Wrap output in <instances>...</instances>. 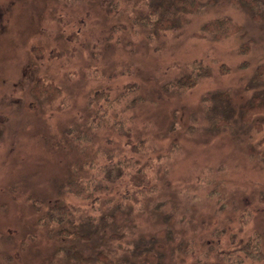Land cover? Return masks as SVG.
Segmentation results:
<instances>
[{
	"label": "rangeland",
	"instance_id": "rangeland-1",
	"mask_svg": "<svg viewBox=\"0 0 264 264\" xmlns=\"http://www.w3.org/2000/svg\"><path fill=\"white\" fill-rule=\"evenodd\" d=\"M150 2L0 0V264H77L72 246L131 263L264 264V114L240 116L264 87L246 88L264 61V0L260 20L200 0L178 29L136 22ZM225 14L242 30L215 39L204 26ZM195 60L197 82L174 88ZM124 159L131 175L116 171L99 197L70 191ZM140 175L151 184L135 201ZM58 203L75 211L50 222ZM75 225L82 236L63 233Z\"/></svg>",
	"mask_w": 264,
	"mask_h": 264
},
{
	"label": "trees",
	"instance_id": "trees-1",
	"mask_svg": "<svg viewBox=\"0 0 264 264\" xmlns=\"http://www.w3.org/2000/svg\"><path fill=\"white\" fill-rule=\"evenodd\" d=\"M229 2L235 6V7H245L248 9L254 10L255 17L257 20H260V14L261 11V0H229ZM150 8L148 9V12L146 14L140 15L139 18H136V22L142 23L145 26H152L158 29H170V28H180L185 23L188 22V15L190 13L197 12L200 7V0H151ZM204 29L207 31H211L213 34V37L215 39H224L226 37H229L235 33H238L242 30V24L235 20L231 15L225 14L221 16L214 17L211 19L205 26ZM240 49L243 53H248L251 49V39H247L244 42L241 43ZM201 60L197 61L195 60L192 65V72L190 74L184 75L178 79H176L172 86L176 89H183V88H191L198 80V78L201 76V72L196 73V66L202 67ZM247 61H243L241 66H247ZM264 86V61H261L257 64L253 74L249 78V82L246 84L247 89ZM131 89H134L137 86L135 84H132L130 86ZM226 92H223L224 95ZM94 98H97V100H100L101 98H108V94H106L104 91H98L96 92ZM264 114V87L260 88L256 93H253L241 106H240V116L241 119L244 122L248 121H254L255 116ZM256 129L262 130L264 129V123L262 122H256ZM126 132V131H125ZM123 132V134L127 137V142L131 144V147L134 149H139V146L145 147V141L142 140L139 143L134 142V140L131 139L130 134H127L128 132ZM264 142V140L261 141V143ZM261 154L264 157V150L261 152ZM117 162V161H116ZM115 161L112 163V165L107 166L106 168H103V173L106 171L108 174H103L102 179L98 178L97 184L94 183L92 185V181L84 186L83 183L86 181L84 180H70L68 181L67 185L70 188V191H74L79 186L82 188L81 191H87V194H85V197L87 199L90 198H97L99 197V192L103 188H108V184L112 182L114 178V173L117 172V177H123L125 175L130 176L131 171L127 172L126 166H128V159L124 160H118L117 164ZM144 171L143 168H141L137 175ZM145 174V173H144ZM133 177H129L130 186L127 188L128 193L132 195L133 199L135 201H138L137 195L139 193H144L147 190V187L151 184L150 180L146 181L145 176H141V181L136 182L134 181ZM140 177H137L140 179ZM151 189V188H150ZM262 199L264 200V192ZM75 211V208L70 205H61L60 203L56 204L53 207V210L49 212V220L50 222H60L64 221L68 216H70ZM112 218L111 214H105L101 217L102 223L100 226H102L103 230H106L104 227L108 224L109 220ZM97 226V225H95ZM96 230L101 229L99 227L95 228ZM63 233H73L78 234V227L75 225L74 229L70 232L69 230H63ZM79 237L82 236V234H78ZM86 237V235H85ZM122 237V234H110V238H114L116 240H120ZM251 241H256L258 239V235H253L251 238ZM119 247L121 249H128L124 247L121 243H119ZM118 247V249H120ZM69 253L75 258L77 264H86V262L90 261H101L102 264H144V263H131L125 258L118 257H111L109 254H107L104 251H99L95 255H85L80 250H78L76 247L72 246L70 248ZM157 264H163L161 261H159Z\"/></svg>",
	"mask_w": 264,
	"mask_h": 264
}]
</instances>
